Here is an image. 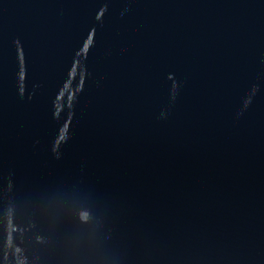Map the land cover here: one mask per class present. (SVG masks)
<instances>
[{
    "label": "water",
    "instance_id": "1",
    "mask_svg": "<svg viewBox=\"0 0 264 264\" xmlns=\"http://www.w3.org/2000/svg\"><path fill=\"white\" fill-rule=\"evenodd\" d=\"M0 264H264V0H0Z\"/></svg>",
    "mask_w": 264,
    "mask_h": 264
}]
</instances>
